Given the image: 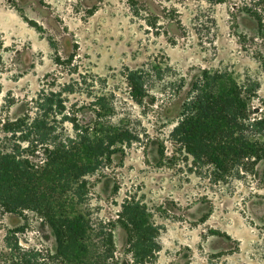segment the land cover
Masks as SVG:
<instances>
[{
    "label": "rangeland",
    "instance_id": "1",
    "mask_svg": "<svg viewBox=\"0 0 264 264\" xmlns=\"http://www.w3.org/2000/svg\"><path fill=\"white\" fill-rule=\"evenodd\" d=\"M246 8L257 0H0V149L17 148L4 121L68 83L74 91L63 96L80 123L91 126L99 110L137 137L85 177L78 206L95 232L111 231L118 264H134L117 221L127 201L156 227L146 264H264V162L217 182L172 132L204 70L231 76L247 88L249 115L264 113V27ZM136 68L147 73L141 101L125 79ZM15 241L56 249L41 216L0 206V264H11L4 256Z\"/></svg>",
    "mask_w": 264,
    "mask_h": 264
},
{
    "label": "trees",
    "instance_id": "2",
    "mask_svg": "<svg viewBox=\"0 0 264 264\" xmlns=\"http://www.w3.org/2000/svg\"><path fill=\"white\" fill-rule=\"evenodd\" d=\"M263 6L264 0H257V8H246L259 30L264 27ZM146 78V71L139 68L125 74L136 101L148 92ZM72 84L42 89L31 109L2 124L16 139L17 148L0 149V206L6 212L34 211L49 225L56 241L54 252L7 242L9 252L4 257L10 256L11 264L119 263L111 231L95 232L78 206L87 194L85 177L137 137L128 128L103 120L99 110H94L97 119L91 126L80 123L63 96L73 93ZM246 89L231 76L202 71L172 131L192 164L210 167L217 182L232 172L252 173L256 164L264 162V113L249 115ZM96 97V102L102 99ZM67 122L70 130L64 126ZM35 152L41 153L40 159H32ZM117 221L126 231L133 263L151 262L157 251L156 227L143 206L127 201Z\"/></svg>",
    "mask_w": 264,
    "mask_h": 264
}]
</instances>
